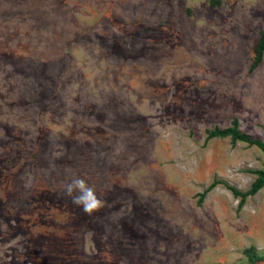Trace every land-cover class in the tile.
Here are the masks:
<instances>
[{
  "label": "rangeland",
  "instance_id": "374dc122",
  "mask_svg": "<svg viewBox=\"0 0 264 264\" xmlns=\"http://www.w3.org/2000/svg\"><path fill=\"white\" fill-rule=\"evenodd\" d=\"M263 35L264 0H0V264H264V153L211 134L264 143Z\"/></svg>",
  "mask_w": 264,
  "mask_h": 264
},
{
  "label": "clouds",
  "instance_id": "9594fccd",
  "mask_svg": "<svg viewBox=\"0 0 264 264\" xmlns=\"http://www.w3.org/2000/svg\"><path fill=\"white\" fill-rule=\"evenodd\" d=\"M65 192L72 199V203L80 207L86 215L91 216L104 206V201L98 198L93 186L84 178H74L65 185Z\"/></svg>",
  "mask_w": 264,
  "mask_h": 264
},
{
  "label": "trees",
  "instance_id": "16d2710c",
  "mask_svg": "<svg viewBox=\"0 0 264 264\" xmlns=\"http://www.w3.org/2000/svg\"><path fill=\"white\" fill-rule=\"evenodd\" d=\"M260 47L263 48L264 47V35L261 37V42H260ZM214 136H225L228 135L230 136L231 140L233 141H241L250 145H255L256 147H258L263 153H264V143L260 142L258 140H252L248 137H246L243 134H240L237 130V123L236 121H233L232 126L230 128H227L223 131H217V132H213L211 133ZM214 184H212L209 188H207L200 196L199 199H202L204 197V195L213 188ZM264 186V167H263V171L258 173L257 179L251 184L249 191H247L246 193H239L234 189H230L232 195L234 197H239L240 201H239V206H242L243 204V199L249 195H253L255 194L260 188H262Z\"/></svg>",
  "mask_w": 264,
  "mask_h": 264
}]
</instances>
